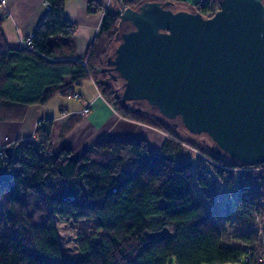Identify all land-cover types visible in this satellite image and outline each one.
<instances>
[{"label":"trees","instance_id":"trees-1","mask_svg":"<svg viewBox=\"0 0 264 264\" xmlns=\"http://www.w3.org/2000/svg\"><path fill=\"white\" fill-rule=\"evenodd\" d=\"M44 1L47 11L28 46L6 42L0 17V120L21 121L30 107L44 105L57 94L67 97L75 93L74 86L90 80L99 83L100 94L113 102L116 114L167 138L157 152L144 140L102 139L78 158L64 148L44 158L53 125L52 119H46L35 129L33 140L15 141L13 156L0 158V264H168L170 260L226 264L244 259V247L255 245L258 229L236 235V244L224 235L255 222L241 202L246 194L264 197V164L247 165L223 153L214 155L204 136L188 140L179 128L114 97L116 86L102 68L119 30V3L99 9L89 2L88 9L94 6L103 16L85 55L75 58L68 39L76 29L64 17L66 0ZM144 1H171L204 17L214 13L205 3L183 0H123L122 4L135 9ZM76 119L79 115L67 119L60 138ZM184 144L201 152L194 172L192 163L181 157ZM213 172L227 176L231 195V187L237 189L234 217L222 229L207 213L193 183L194 176L210 199L208 188H216ZM54 217L91 222L99 236L79 235V253L63 257Z\"/></svg>","mask_w":264,"mask_h":264},{"label":"water","instance_id":"water-1","mask_svg":"<svg viewBox=\"0 0 264 264\" xmlns=\"http://www.w3.org/2000/svg\"><path fill=\"white\" fill-rule=\"evenodd\" d=\"M217 2L209 17L171 1L126 7L102 71L122 104L264 164V0Z\"/></svg>","mask_w":264,"mask_h":264},{"label":"crops","instance_id":"crops-1","mask_svg":"<svg viewBox=\"0 0 264 264\" xmlns=\"http://www.w3.org/2000/svg\"><path fill=\"white\" fill-rule=\"evenodd\" d=\"M90 1L98 5L99 9L101 5L104 7L109 4L118 3L117 0L65 1L64 17L76 29L72 39L67 38L71 41V48H73L75 58H82L85 55L89 44L98 32L102 20L100 10H95L94 6L88 9ZM183 1L186 4H194L197 0ZM46 11L47 5L44 0H0V17L3 18L1 30L6 42L10 46H15L17 45L16 38L18 35L27 37L31 33H34L35 28ZM93 86V83L89 80L74 86V92H80L84 107L92 99L90 93H94L92 90ZM57 97L61 98V96L56 95L51 100H57L55 99ZM50 101L44 105H40L41 107L39 108L30 107L26 118L22 121H0V145L12 144L17 140H28L33 134L36 123L46 119H52L53 122L58 123V128L56 130L53 129L54 137H52L51 133L52 144H55V146H50L48 157L57 154L60 149L64 148L70 150L73 157L78 158L85 150L102 139L144 140L153 152L159 151L165 141V138H161L158 130L122 118L115 112L105 124L107 119L102 122L104 120V114L98 117L96 110L86 119L83 118L79 123L80 128H78L77 124L63 138L59 137L57 139L58 131L64 126L67 118L73 115L78 118V114L81 111L78 112V106L75 110H69V107L64 106L63 101L58 106V111L60 109L62 111H68L67 116L63 119L47 107ZM103 106L100 107L103 108ZM100 124H105L102 126L103 129L100 130L106 129L105 131H99L98 127ZM95 125L97 126L94 127Z\"/></svg>","mask_w":264,"mask_h":264},{"label":"rangeland","instance_id":"rangeland-1","mask_svg":"<svg viewBox=\"0 0 264 264\" xmlns=\"http://www.w3.org/2000/svg\"><path fill=\"white\" fill-rule=\"evenodd\" d=\"M200 0H197L195 3H197ZM103 16V14H102ZM19 37H24L22 35H18L17 36V41ZM111 80V79H110ZM90 81V80H89ZM112 81V80H111ZM93 83V87L92 90L94 93H90L92 99L90 100V102L87 103V105L84 107L82 102V97L79 93H72L70 95H68L67 97L61 96L57 97L55 99L57 100H49V104L47 107H49L50 109H52L53 112H55L58 116L60 115V118H63L67 116L68 111H62L61 109L60 114L58 111V106L59 104H61L64 101V106L69 107V110H75L77 109L78 106V112L81 111L78 115L80 116V119L77 120L74 124V127L78 124V128H80V122L84 119H86L87 117H89L92 113H94V111L96 110V113H98V117H101V115L104 114V120H102V122L105 121L106 122L110 119V117L113 116V113L115 112L114 109V104L111 100L105 99L104 97H102V95L100 94L98 85L99 83H95L93 81H90ZM117 83H120L119 80L116 81H112V84L114 85V87H117ZM119 85V84H118ZM89 94V93H86ZM58 95V94H57ZM56 96V95H55ZM60 96V95H59ZM55 102V103H54ZM78 104V105H77ZM142 105H144V103H140ZM104 105V106H103ZM100 106H103L100 107ZM33 107H41L40 105H36ZM85 108L88 109V112L86 113ZM101 110V111H98ZM29 111V110H28ZM104 112V113H103ZM116 113V112H115ZM28 114V113H27ZM27 116V115H26ZM26 116L24 118H26ZM108 117V118H107ZM68 119V118H67ZM24 120V119H23ZM2 121V120H0ZM22 121V120H21ZM45 120H41L39 122L36 123L34 130H33V134L31 137H29L30 140H33V136H34V131L37 127H42L43 123ZM105 124H100L98 129L99 131L102 128L103 125ZM52 137H54V132L53 129L56 130L58 128V123L57 122H53L52 125ZM97 125H95L94 127H96ZM62 129V128H61ZM61 129L58 131V137L57 139L60 137V131ZM106 129L100 131L103 132ZM83 131V130H82ZM112 131V130H111ZM70 131H68L69 133ZM160 132V136L161 138H167V135L161 131ZM179 132L180 135L183 136L184 138L188 139V140H194L196 139V136L193 134L188 133L185 129H181L179 128ZM91 133V132H90ZM203 139H206L208 141V139L206 137H203ZM22 141V140H21ZM14 144V142L12 144H7V145H0V151L3 150V158H6V156H13V150H12V145ZM51 145H53V147L55 146V144H52L51 141ZM10 147L11 150L9 153L6 152V148ZM50 152V147L48 148V150L46 151V153L44 154V158H48V154ZM201 152L196 149L193 148L192 146L189 145H185L183 146V153L181 155V157L192 163V172H194V165L196 163V159H197V154H200ZM54 156V155H52ZM8 160V159H7ZM213 175L216 177V188L215 190H213L212 188H208V194L210 195V199L206 197L205 195V191L202 190L194 176H193V183L195 185V188L198 191V194L200 195L205 209L207 211V213L210 215V217L212 218V220L214 221V223L217 225V227L219 229H222L223 227H225V225H227L229 222L232 221L234 215L231 214V211L233 209V213H234V207L237 203L236 198H237V189L236 186H232V191L233 194L231 195L230 193V189H229V185L227 184V176L223 175L224 178H221L216 172H213ZM255 222L244 226V228L238 229V228H233L228 230V232L225 233L224 238L225 240L230 243L236 244L239 243L238 240H235V236L247 231H251L254 229H260L261 227H264V216L261 218H259L258 220H254ZM54 225H55V229H56V233H57V238H58V242H59V246H60V251H61V255L64 256H74L76 254L79 253L78 250V245H77V237L79 235L83 236V237H88V238H93V237H97L99 236V231L98 229H96L93 225V223L91 222H85V221H80L78 223H73V222H64V221H60L57 217H54ZM261 260L260 262H258V264H264V251L261 250ZM67 264H76V261H71ZM168 264H174L172 260H170V262ZM226 264H245L244 260L242 258H240L237 262L234 263H226Z\"/></svg>","mask_w":264,"mask_h":264},{"label":"built area","instance_id":"built-area-1","mask_svg":"<svg viewBox=\"0 0 264 264\" xmlns=\"http://www.w3.org/2000/svg\"><path fill=\"white\" fill-rule=\"evenodd\" d=\"M123 0H117L119 3V13H122V11L126 8L124 4H122ZM201 4H206L212 11H216L218 9V5L215 3L214 0H200L198 1ZM108 6V5H107ZM104 6V7H107ZM33 38V33L28 35L27 37H19L17 44L21 46H28L30 45V39ZM86 113L88 112V109L85 108ZM3 150L0 151V156H3ZM198 157V155H196ZM4 158L5 160L9 159L11 156H6ZM256 196V197H255ZM242 207H246L249 210L250 215L254 218V220H258L262 214H264V197L259 196L256 194H246L244 195L242 202ZM247 210V209H246ZM264 251V229L260 228L258 229V237L255 245L253 247L246 246L244 247V251L246 253L244 257L245 264H258L261 260V253Z\"/></svg>","mask_w":264,"mask_h":264},{"label":"bare ground","instance_id":"bare-ground-1","mask_svg":"<svg viewBox=\"0 0 264 264\" xmlns=\"http://www.w3.org/2000/svg\"><path fill=\"white\" fill-rule=\"evenodd\" d=\"M0 158H3V157H0ZM4 159V158H3ZM5 160V159H4ZM264 229V228H263Z\"/></svg>","mask_w":264,"mask_h":264}]
</instances>
